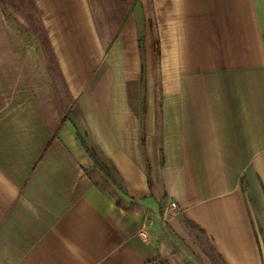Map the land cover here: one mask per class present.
<instances>
[{
    "label": "crops",
    "instance_id": "1",
    "mask_svg": "<svg viewBox=\"0 0 264 264\" xmlns=\"http://www.w3.org/2000/svg\"><path fill=\"white\" fill-rule=\"evenodd\" d=\"M33 1L75 106L60 121L34 94L0 104V264H264V0H173V56L142 120L138 65L71 77L91 54L87 0Z\"/></svg>",
    "mask_w": 264,
    "mask_h": 264
},
{
    "label": "rangeland",
    "instance_id": "2",
    "mask_svg": "<svg viewBox=\"0 0 264 264\" xmlns=\"http://www.w3.org/2000/svg\"><path fill=\"white\" fill-rule=\"evenodd\" d=\"M87 4L93 33L84 46L91 54L87 60L82 56L77 59L71 77L92 64L96 70L92 78L104 82L115 79L119 68L133 72L138 65L137 79L130 82L128 90L130 107L142 120L146 96L160 94V76L172 59L174 33L181 25L177 23L180 9L172 5L173 0H87ZM5 5L4 11L0 4V104L21 103L28 98L35 102V95L50 116L69 120L75 100L52 51L58 40L50 44L33 0H5ZM77 46L72 44V50ZM91 155L95 160L93 173L98 172L105 187L119 190L121 184L113 169L96 151L91 150ZM205 249L212 252L210 246Z\"/></svg>",
    "mask_w": 264,
    "mask_h": 264
},
{
    "label": "built area",
    "instance_id": "3",
    "mask_svg": "<svg viewBox=\"0 0 264 264\" xmlns=\"http://www.w3.org/2000/svg\"><path fill=\"white\" fill-rule=\"evenodd\" d=\"M177 208H178V204H177L176 202H171L168 210H171V209H172V210H175V209H177ZM142 236H143L144 238L147 237V234H146L145 231H142Z\"/></svg>",
    "mask_w": 264,
    "mask_h": 264
},
{
    "label": "trees",
    "instance_id": "4",
    "mask_svg": "<svg viewBox=\"0 0 264 264\" xmlns=\"http://www.w3.org/2000/svg\"><path fill=\"white\" fill-rule=\"evenodd\" d=\"M50 145V143L48 144V146ZM47 146V147H48ZM86 149H87V151L89 152V154L91 155V150L89 149V148H87L86 147ZM92 156V158H94L93 157V155H91ZM152 264H165L164 262H162L161 260H157V261H155L154 263H152Z\"/></svg>",
    "mask_w": 264,
    "mask_h": 264
}]
</instances>
